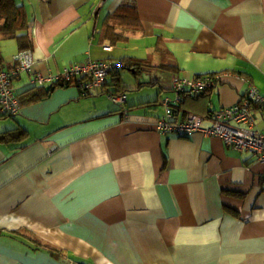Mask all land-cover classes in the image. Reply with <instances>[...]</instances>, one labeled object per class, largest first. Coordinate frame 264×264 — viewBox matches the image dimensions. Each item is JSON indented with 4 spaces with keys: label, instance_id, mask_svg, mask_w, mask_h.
Instances as JSON below:
<instances>
[{
    "label": "crops",
    "instance_id": "0c3cea01",
    "mask_svg": "<svg viewBox=\"0 0 264 264\" xmlns=\"http://www.w3.org/2000/svg\"><path fill=\"white\" fill-rule=\"evenodd\" d=\"M14 2L33 65L12 81L19 113L0 117V264H264V167L156 130L165 100L181 121L237 103L242 77L264 95V0ZM19 51L1 39L0 70ZM91 61L121 65L123 109L77 81L32 83ZM213 74L228 76L176 100L174 79Z\"/></svg>",
    "mask_w": 264,
    "mask_h": 264
},
{
    "label": "built area",
    "instance_id": "2783aa9c",
    "mask_svg": "<svg viewBox=\"0 0 264 264\" xmlns=\"http://www.w3.org/2000/svg\"><path fill=\"white\" fill-rule=\"evenodd\" d=\"M110 51L109 47L103 48ZM33 56L31 50H21L12 57L11 65L7 69L0 70V115L12 117L19 113L20 101L14 92L12 81L21 72H31ZM120 64L110 61H91L84 64H72L66 67L60 74H31L32 83L35 85H62L77 80L82 96L90 92L105 94L107 98L119 108L123 109L126 101L125 94H113L107 92L103 84L107 75L114 69H120ZM224 74L204 75L192 80L176 78L172 84V91L176 100L186 94H201L212 89L223 81ZM248 87L245 95L231 106L222 107L211 111L206 118L192 114H186L183 120L173 119L171 101L165 100L164 115L158 119L156 130L159 134H176L177 136H189L200 133L206 137H218L224 144L237 152H245L252 155L264 167V133L258 129L255 109L264 112V95L254 84L242 77ZM209 124L204 125V121Z\"/></svg>",
    "mask_w": 264,
    "mask_h": 264
},
{
    "label": "trees",
    "instance_id": "16d2710c",
    "mask_svg": "<svg viewBox=\"0 0 264 264\" xmlns=\"http://www.w3.org/2000/svg\"><path fill=\"white\" fill-rule=\"evenodd\" d=\"M27 30H28V25H27L26 15L22 7L17 6L14 0H0V40L14 39L17 42L19 49L25 50L28 48ZM132 60H133L132 58H125L123 59L124 62L121 63L124 69H128L131 72H133L135 75H138L139 73L142 72V69L145 64H143L142 62H135L137 60L133 62ZM117 70L118 69H114L107 75L103 87L109 93L125 94V92L119 89L121 84H120V79L119 77H117L115 72ZM213 75H218V74H213ZM74 81L76 82L77 80ZM74 81L63 83L62 86L69 85ZM109 88H111L112 90ZM0 117H6V116L0 115Z\"/></svg>",
    "mask_w": 264,
    "mask_h": 264
},
{
    "label": "rangeland",
    "instance_id": "374dc122",
    "mask_svg": "<svg viewBox=\"0 0 264 264\" xmlns=\"http://www.w3.org/2000/svg\"><path fill=\"white\" fill-rule=\"evenodd\" d=\"M126 73H127V72L125 71L124 74H126ZM218 84H219V83H218ZM216 85H217V84H216ZM216 85H215V86H216ZM235 104H236V103H235ZM233 105H234V104H233ZM259 130H260V129H259Z\"/></svg>",
    "mask_w": 264,
    "mask_h": 264
}]
</instances>
